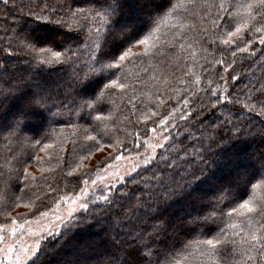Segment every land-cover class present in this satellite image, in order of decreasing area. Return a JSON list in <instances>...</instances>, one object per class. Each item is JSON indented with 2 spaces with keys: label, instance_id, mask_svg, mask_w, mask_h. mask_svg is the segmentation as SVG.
<instances>
[{
  "label": "snow or ice",
  "instance_id": "obj_1",
  "mask_svg": "<svg viewBox=\"0 0 264 264\" xmlns=\"http://www.w3.org/2000/svg\"><path fill=\"white\" fill-rule=\"evenodd\" d=\"M76 2L84 6L69 8L64 17L55 23L66 25L69 33H82L83 43L80 40L45 41L34 35V29L21 30L22 26L17 27L13 41L16 50L29 58L25 63H34L37 67L72 65L73 70L64 84V96L59 99L35 83L30 75L20 78L0 75V137L27 141L30 139L26 135V131L30 130L28 121L46 115L48 122L52 123V117L66 112L69 116L87 118L82 126V139L86 145L90 143L96 152L109 149L108 161L102 170L97 168L98 173L102 171L104 174L93 178L90 175L92 169L84 163L86 157L92 155L89 151L86 156L74 161V166L67 173L68 176L83 177L79 191L58 195L56 189L46 185L47 192L28 196L31 191L28 183L31 173L28 168L13 167L12 157L5 160L9 176L4 179L0 173V180L4 184L3 189H0V219L4 221L0 222V264H36L38 258L46 254L50 244L64 242L73 229L89 221L96 222L92 212L94 201L90 205L85 197L91 193L96 200L106 202L105 208H113L119 202L118 190L120 198H127L128 193L124 189L129 182L133 185L142 182L143 178L133 180V175H139L137 169L140 165L150 166L157 157L156 149L167 148L165 142L169 140V135L166 134V122L178 109L173 108L167 116L160 118L158 111L144 105L145 110L136 118L137 104L133 102L137 100V95L131 84H143L144 81L137 76L130 83L125 65L138 58L155 57L165 47L171 51L177 43L185 60L189 57L195 59L198 51L206 53L208 50L203 46V38H207L209 47L223 45L224 51L231 52L233 57L237 52L253 55L256 42L264 45V0H199V4L195 0H134L132 4L129 0ZM4 4L6 8L15 7L14 2L9 6L8 0H4ZM190 8H196L197 11L190 12ZM48 11L45 4L39 14L30 15H34L36 21H48L50 17L45 14ZM192 20H198L204 26L199 32L201 39L189 36L195 27ZM208 23L211 28L207 27ZM11 48L12 43H9L0 55L5 59L12 56L14 53ZM233 48L235 51H232ZM215 64H226L223 54L215 60ZM233 64L235 59L224 71L227 72ZM185 67L189 70H180L182 78L176 80L177 84L184 85L192 74L191 66ZM142 71L147 75V68ZM204 72L207 73L208 68ZM241 79L237 75L231 76L232 81L239 82ZM148 80L150 84L160 81L165 91L171 90L168 87L171 82L167 77L160 80L159 76H153L148 77ZM195 83H201L200 76L195 77ZM250 87L247 83L241 84L234 92L228 90L227 95L211 89L208 106L215 111L221 101L229 100L230 97L234 99V105H239L244 89ZM255 92L257 97H264V84L256 88ZM185 94L183 105L188 108L187 98L192 95L191 89L185 88ZM117 96L121 102L132 103L131 116L138 124L149 122L153 117L159 118V124L149 129L155 132L156 127H159L164 133L159 137L158 144L150 143V137L141 140L139 131L133 136L123 129L121 124L129 117H123L119 122L112 121V116L123 111L116 104ZM244 98L256 99L250 96ZM14 99L23 102L15 111H9V101ZM154 99L159 108L166 99L176 97H164L163 92L157 89ZM109 103L112 108L105 115L104 109ZM256 103L261 104L258 118L264 117V100L256 99ZM244 109L256 112L252 104L239 109L240 116L230 112L223 119H218L216 124L210 125L215 135L205 136L192 125L197 135H185L193 146L190 149L174 147L160 157L164 169L152 173V187L157 191H149L146 186L147 202L144 203L143 213L140 206L144 197L137 196L133 208L124 209L122 217L117 214L114 218L121 231L134 243L127 249L98 253L91 264H264V154L257 157L258 165H250L245 156L228 148L233 140L241 138V133H248L243 127ZM194 115L195 112H186L179 119L185 120ZM196 123H200L199 119ZM261 123L264 124V119H261ZM221 129L224 135H220ZM106 139L110 142L105 143ZM261 140L264 141V134ZM35 144L39 147L40 141H35ZM51 147L52 144L45 143L40 150L43 152ZM141 148H144L143 152ZM33 159L39 162L41 157ZM120 162L124 163L125 168L121 167ZM147 170L143 169L145 172ZM105 179L108 182L99 189L102 194L96 195L97 182ZM9 181L12 183L9 184ZM14 188H19V192L11 191ZM197 188H202V192L196 199L206 202L200 205L195 216L189 214V218L180 221L179 225L173 223L167 215V204L174 197L195 192ZM42 197H53L49 200L51 208L38 203ZM21 204L26 212L13 215L8 211ZM78 209L84 210L83 215H77ZM207 221L217 223L216 232L210 228L207 230L211 235H207L203 229L197 231V226ZM219 224H223V227H219ZM141 227H148L149 231H138ZM180 232H183V238L179 237ZM192 236L200 238L189 239ZM229 244L232 246L231 251ZM221 251L224 252L223 257L220 256ZM236 254L240 255V259L229 262L228 257Z\"/></svg>",
  "mask_w": 264,
  "mask_h": 264
},
{
  "label": "trees",
  "instance_id": "obj_2",
  "mask_svg": "<svg viewBox=\"0 0 264 264\" xmlns=\"http://www.w3.org/2000/svg\"><path fill=\"white\" fill-rule=\"evenodd\" d=\"M15 3L14 8H6L4 0H0V53H3V49L12 43L11 51L14 53L7 59L3 55H0V75L4 77L20 78L21 76H31L33 81L40 84L46 91L55 98H63L64 96V84L67 81L68 75L73 70L72 65L56 66L46 65L37 67L34 63H25L29 58L24 56L22 52H18L15 48V42L13 41V35L16 32L18 26H22L23 29H34V35L37 37L49 41L56 40L57 42L77 41L80 40L83 43V34H77L75 32L69 33L66 25H58L55 23L58 19L64 17L66 10L69 8L75 9L77 7H83L84 5L76 2V0H8L9 6ZM129 3H134V0H129ZM196 4H199V0H195ZM47 4L49 11L45 13L49 15L48 21H36L34 15L30 13L39 14L43 6ZM54 10V12L52 11ZM135 11V9H133ZM190 12L195 13L196 8H190ZM215 12V9H213ZM7 13V14H6ZM195 27L189 36L193 39H201L199 32L203 25L198 20L191 21ZM207 27L211 28V24L208 23ZM205 41L204 47H207V52L198 51L195 59L189 57L185 60L182 55L179 43L169 51L168 47L157 56L138 58L131 63L125 65V72L129 75V82L136 80L139 76L144 83L143 84H131V88L135 89L137 100L133 103L137 104L135 110V117L138 118L140 113L144 111V105H148L153 110L160 113V118L167 116L173 108H177L178 111L174 113L173 117H170L166 122L167 133L169 140L165 142L166 149H158L157 157L150 166L146 165L137 170L139 175H133V180H140L141 183L133 185L129 182L124 191L128 193L127 198L119 197L118 190V203L113 208H105V201H99L95 199V195L90 194L86 197V201L91 203L94 201L92 212L96 222L89 221L88 223L73 229L66 241L58 242L57 244H50L46 249V254H42L36 264H84L85 261L91 264V261L96 259L98 253H104L108 251H115L116 249H127L129 245L134 242L131 241L125 233L121 231V227L116 223L115 217L117 214L123 216L124 209H131L137 203V196L144 197L141 203L140 211L143 213L144 203L147 202L145 196V188L148 187L149 191H157L152 187V173L164 169V165L160 160V157L164 156L169 149L179 148L184 146L191 148L193 145L188 143L187 135L185 133H192L197 135L192 125H195V129H200L201 132L208 136L209 134L215 135L210 125L216 124L218 119H223L230 112H234L236 116H240L241 109L244 105L252 104L256 108V112H250L244 109L243 119L245 123L243 127L248 130L247 135L241 133L240 139L233 140L228 148L230 151L239 152L241 155L247 158V163L250 165H258V156L264 154V141L261 140V135L264 134V124L261 123V119L258 118V112L261 107L260 103H256V99L264 100V97H257L255 92L256 88H259L261 84H264V45L259 42L255 43V52L253 55L248 53L237 52L233 57L231 52L224 51V46L217 44L215 47H209L206 44L207 38H203ZM186 41L185 43H189ZM232 51H235L233 48ZM223 54L226 64H215V60L221 58ZM177 57H180L179 61ZM83 59V57H82ZM235 64L227 72L224 71L228 64ZM211 62V63H209ZM191 66L192 74L188 78V82L184 85L176 83V80L182 78V72L188 71V67ZM148 69L147 75H145L142 69ZM208 68V72L205 73L204 69ZM237 75L242 77L239 82L232 81L231 76ZM159 76L160 80L167 77L171 82L168 87L170 91L164 90V85L157 81L155 84H150L148 77ZM200 76L201 83H195V77ZM221 77H223L221 79ZM212 81V83H209ZM249 84L251 87L244 89V93L241 94V104L234 105V99L221 101L220 105L215 111L208 106V96L211 89L225 92L228 94V90L236 91L241 84ZM185 88H190L192 95L188 96L189 106L184 108L183 99L185 97ZM197 88L199 91H197ZM159 89L163 92L164 97H176V99H166L165 104L159 108L156 107L157 102L154 99V94ZM117 92L119 90H116ZM131 91L129 96H131ZM245 96L254 97L256 99H245ZM22 100L14 99L9 101V111H15L22 104ZM116 104L119 105L122 112H117L112 116L113 122H119L123 117H129L127 120H123L121 127L128 132H131L133 136L139 131L141 133V140L145 137H150L149 131L154 125L159 124V118L153 117L149 122L137 123L135 118H132L133 112L132 103L121 102L116 97ZM112 105L106 104L104 114L107 115ZM53 111H56L53 109ZM195 112L194 116H188L185 120H180L181 115L185 113ZM87 118H81L79 115H71L64 113L52 117L53 122L49 123L46 115L39 119H32L28 121V128L26 135L30 137L27 141L23 140H8L0 137V173L3 174V178L7 179L9 176V168L5 165V160L9 157L13 159V167H27L31 173V177L28 183L31 185V191L27 194L40 195L41 192H47L46 185L57 190L58 195H66L68 193L76 192L80 190L82 186L83 177L80 175L68 176L69 168L74 166V161L78 160L80 156H86L87 152H91L90 158L85 159L84 163L92 169L90 175L94 177L97 172V168L101 169L105 162L108 161L107 153L109 149H103L100 152H96L92 145L85 144L82 137L84 135L83 125ZM199 119L200 123H196ZM111 127V125H110ZM159 127H156V129ZM104 129L101 128V132ZM179 131V135L177 134ZM220 135H224L223 129L220 130ZM40 141V146L37 147L35 141ZM109 140H105V143H109ZM45 143L52 144V147L41 151ZM197 147L199 145H196ZM144 151V148H141ZM182 155V154H181ZM41 157L38 162L33 157ZM175 158V157H173ZM144 168L148 170L143 171ZM43 169V171H42ZM166 171V169H165ZM21 175L23 173L21 172ZM34 177V179H32ZM12 181H9L11 184ZM23 185H21L22 187ZM3 180H0V189H3ZM103 186L97 187L98 191L96 195L102 194L99 191ZM11 191L19 192V188L11 189ZM202 192V188H197L195 192L185 193L182 196L174 197L166 206L167 215L172 218L173 223L179 225L180 221H186L189 218V214L195 216L200 209V205L205 203V200L196 199ZM162 195V193H160ZM41 198L38 202L47 208H51L49 200ZM41 210H44L41 208ZM209 209H204L208 211ZM8 211L15 215L17 212H26L21 204L18 207L9 208ZM99 211V215L97 212ZM84 210L80 209L77 215H83ZM203 215V212H200ZM29 218V217H25ZM0 222H4L0 219ZM149 223H151L149 221ZM126 227V225H125ZM219 227H223V224H219ZM212 232L218 230L217 223L207 221L206 223L197 226V231L203 229L207 235H211L208 229ZM138 231H149L148 227H141ZM179 237L183 238V232L179 233ZM198 236L189 237V239H199ZM239 239V238H237ZM229 251H231V244L228 245ZM220 256H224V252L221 251ZM240 255L229 256L228 260H239Z\"/></svg>",
  "mask_w": 264,
  "mask_h": 264
},
{
  "label": "rangeland",
  "instance_id": "obj_3",
  "mask_svg": "<svg viewBox=\"0 0 264 264\" xmlns=\"http://www.w3.org/2000/svg\"><path fill=\"white\" fill-rule=\"evenodd\" d=\"M162 134H164V133H162L161 129H160V128H157L155 132H151V134H150V141H149V142H150V143H157V144H158V143L160 142L159 137H160ZM158 149H159V148L156 149V152H157ZM120 163H121V167H122V168H125L124 163H123V162H120ZM143 166H146V165L141 164V165H140V168L143 167ZM140 168H138V169H140ZM102 169H103V167L101 168V170H102ZM138 169H137V170H138ZM103 174H104V173L101 171V172L97 173L96 175H103ZM96 175H94L93 178H95ZM107 182H108L107 179H105V180H103V181H98L96 187L103 186V185L106 184ZM90 194H91V193H90ZM90 194H89V195H90ZM84 199H86V197H85ZM66 207H67V206H65V208H62L61 211H62V212L65 211ZM79 210H80V209H78V211H79ZM26 219H27V218H26Z\"/></svg>",
  "mask_w": 264,
  "mask_h": 264
}]
</instances>
